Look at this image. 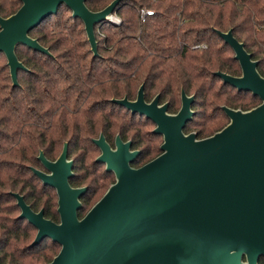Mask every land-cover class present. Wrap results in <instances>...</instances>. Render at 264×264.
I'll use <instances>...</instances> for the list:
<instances>
[{"label": "trees", "instance_id": "obj_1", "mask_svg": "<svg viewBox=\"0 0 264 264\" xmlns=\"http://www.w3.org/2000/svg\"><path fill=\"white\" fill-rule=\"evenodd\" d=\"M111 1L86 0V4L99 11ZM21 5V0H0V15L9 17ZM61 7L68 8L61 5L30 32L51 54L19 44L17 56L29 69L18 71L19 85L14 86L11 75L0 69L2 264H48L60 251L56 249L60 245L47 238L36 244L28 241L30 230L36 229L19 216L14 196L22 194L34 211L44 209L47 218L60 221L56 190L33 171L42 167L41 151L56 160L59 148L67 143L69 157L74 158L70 183L78 187L89 177L81 170L87 168L90 152L98 148L93 139L101 132L112 144L119 134L124 140L132 139L134 147L143 146L146 138L139 130L146 119L112 99L134 100L144 84L148 102L159 94L161 102H169V112L177 113L182 92L194 95V116L202 108L221 113L217 121L204 115L207 121L197 129L198 139L222 129L221 119H228L223 106L246 111L261 103L252 92L239 91L216 74H242L232 47L217 31L232 29L259 61L258 71L264 76V0H121L114 13L121 21L106 19L95 27L98 55L88 47L84 22L66 15ZM142 9L154 13L143 20ZM194 116L186 133L193 128ZM146 152L134 167L155 158L154 147ZM143 157L150 159L139 164ZM92 163L99 170L101 163ZM101 174L102 179L111 176L105 170ZM103 189V184L87 186L80 217L99 200L95 197Z\"/></svg>", "mask_w": 264, "mask_h": 264}, {"label": "water", "instance_id": "obj_2", "mask_svg": "<svg viewBox=\"0 0 264 264\" xmlns=\"http://www.w3.org/2000/svg\"><path fill=\"white\" fill-rule=\"evenodd\" d=\"M21 1L14 14L0 15V52L7 57L14 86L19 85L18 71L29 70L17 56L19 44L51 54L30 35L46 17L66 5L84 22L98 55L95 27L115 13L121 0L99 11L91 10L86 0ZM217 32L232 47L242 74H216L237 90L252 92L261 103L246 111L223 106L230 123L198 139L184 131L195 114L194 95L183 91L175 114L159 94L148 102L144 84L134 100L112 99L156 125L155 132L164 137L162 153L133 167L139 151L131 150V141L118 136L113 149L104 135L95 139L101 149L97 160L115 173L116 182L83 217L78 211L87 187L70 184L74 161L68 144L56 160L41 151L38 158L45 170L33 171L56 189L60 222L46 218L43 209L34 211L22 194L14 196L19 216L37 229L33 244L47 238L60 245L48 264H258L264 257V76L232 29Z\"/></svg>", "mask_w": 264, "mask_h": 264}, {"label": "rangeland", "instance_id": "obj_3", "mask_svg": "<svg viewBox=\"0 0 264 264\" xmlns=\"http://www.w3.org/2000/svg\"><path fill=\"white\" fill-rule=\"evenodd\" d=\"M61 11L63 13H65L66 15L72 14V12H70V10L68 8H66V7H61ZM113 16H114L113 18L121 20L119 15L114 14ZM50 21H52V19L48 20L46 22V24L48 22H50ZM98 45H99V43H98V40H97V51H98V54H99ZM88 47H89V49L91 51L92 50L91 44H89ZM92 52H93V50H92ZM93 55H94V52H93ZM7 62H8V60H7L6 55L5 54H0V69L1 68L5 69V73L10 75V69L7 66ZM181 105H182V103H181V100H180V104H179L178 110L181 108ZM194 110H196V109H194ZM206 110H207L206 108H202L201 110H199L198 116H194L195 123L193 124V128H192L190 133H197V129H199L200 125H202L201 123H205L207 121L206 118L204 117V115L206 113H208V115H210V117H212V119L214 121L218 120V119H215V117L221 116L220 111H217L219 113H215V112H212L211 110H209V111L207 110L208 112H205ZM172 114H175V113H172ZM221 122H223V124H224L223 127H224V126H226V125H228L230 123V118L228 117L227 120H222L221 119ZM209 123H211V122H209ZM155 128H156V125L153 122L143 119L142 120V125H141V128H140L141 130H139V133H142V135H144L145 138H146L142 149H144V151L146 152L150 148L154 147L155 148V152L153 153V157H156V155H159V154L162 153L161 145L164 143V137L163 136H158L157 137L155 135V133H156L155 132ZM217 131H215V132H217ZM155 136H156V138H155ZM63 148H64V146H61L59 148V150H58L59 151V153H58L59 155L62 153ZM100 154H101V151H100L99 148H97L93 152H90L89 159L87 160V168L85 169V167H84L81 170V174L82 175H87V173H89V177L81 184V186H88V185H92V186L94 185L95 186V185H101V184L104 185V189L99 191V193L95 197V200L96 199L97 200L100 199L102 194L104 192H106L108 190V188L113 183L116 182V176L114 175V173H111L110 174L111 176L109 178L102 179L103 176L101 174V171L105 170V165L100 164L99 170H97V167L93 165L92 162H94L96 160V158H98L100 156ZM140 158H141V156H139L138 160ZM72 159H74V158H72ZM149 159H150V157H147V158L143 157V159L141 160V162H139V164H144ZM92 172H95V174L91 175ZM36 235H37V231L34 230V229H31L30 232H29V240L28 241L33 242L35 240V238H36ZM60 248H61L60 246L56 247V249L58 251L60 250Z\"/></svg>", "mask_w": 264, "mask_h": 264}, {"label": "flooded vegetation", "instance_id": "obj_4", "mask_svg": "<svg viewBox=\"0 0 264 264\" xmlns=\"http://www.w3.org/2000/svg\"><path fill=\"white\" fill-rule=\"evenodd\" d=\"M152 101V100H151ZM161 103H163V102H161ZM139 117H142V118H145L146 120H149V119H147L145 116H140V115H138ZM149 121H151V120H149ZM152 122V121H151ZM186 128V127H185ZM184 131H185V129H184ZM186 133V132H185ZM190 133V132H189ZM156 134H158V133H156ZM196 135H197V133H195ZM101 135H104V133L103 132H101L100 134H99V136H98V138L101 136ZM105 136V135H104ZM120 137L121 138V136L118 134L116 137H115V140H114V143L112 144V143H110L108 140H107V138H106V136H105V139L107 140V142L111 145V147L113 148V149H116V139H117V137ZM161 136H163V135H161ZM98 138H94L93 140H95V139H98ZM197 138H198V136H197ZM122 139V138H121ZM124 142H127V141H131V150H137V151H139V154H138V156L136 157V159L132 162V166L134 167V163L138 160V158H139V156H141L142 154H143V152H145L144 151V149H142L143 148V146H140V147H138V148H136V147H134V144H133V140L132 139H129V140H124V139H122ZM95 142V141H94ZM96 144V143H95ZM97 145V144H96ZM64 146V145H63ZM98 146V145H97ZM98 148L100 149V147L98 146ZM100 151H101V149H100ZM68 154H69V152H68ZM69 159H71V160H73L74 161V159H72V158H70L69 157ZM96 161H98L97 160V158H96ZM41 162V161H40ZM99 162V161H98ZM102 165H105V172H108V173H114V172H111V171H108L107 169H106V164L105 163H102V162H100ZM41 165H42V167H38V169H41V170H45V168H44V166H43V164L41 163ZM73 168H74V165H73ZM74 173V172H73ZM114 175H115V173H114ZM116 176V175H115ZM42 181V180H41ZM70 181V180H69ZM44 184V183H43ZM71 184V183H70ZM74 187V186H73ZM78 187H85V186H78ZM87 187V186H86ZM55 189V188H54ZM56 190V189H55ZM87 191V190H86ZM56 193H57V191H56ZM85 194V193H84ZM83 194V195H84ZM58 195V194H57ZM83 195L81 196V198H80V200H81V203L83 204V202H82V197H83ZM26 201V200H25ZM59 206V205H58ZM83 207V206H82ZM82 209V208H81ZM41 210V209H40ZM39 210V211H40ZM44 210V209H43ZM57 210H58V208H57ZM36 212H38V211H36ZM78 214H79V211H78ZM44 215H45V211H44ZM60 215V214H59ZM46 217V216H45ZM80 217V216H79ZM47 218V217H46ZM49 219V218H48ZM50 220H52V219H50ZM54 221V220H53ZM28 222V221H27ZM55 222H57V221H55ZM58 222H60V221H58ZM29 223V222H28ZM36 229V228H35ZM36 231H37V229H36ZM261 259H264V257H261L260 259H259V261H258V264L260 263V261H261ZM244 260L246 261V258L244 257Z\"/></svg>", "mask_w": 264, "mask_h": 264}, {"label": "built area", "instance_id": "obj_5", "mask_svg": "<svg viewBox=\"0 0 264 264\" xmlns=\"http://www.w3.org/2000/svg\"><path fill=\"white\" fill-rule=\"evenodd\" d=\"M153 13H154V11H152V10H149V9H142V10H141V16H142V19L144 20L145 17H146V15H150V14H153ZM113 15H114V14H113ZM113 15H111V16L109 17V20L112 21V22L119 23L121 20H118V19L113 18V17H114ZM202 46H205V45H202Z\"/></svg>", "mask_w": 264, "mask_h": 264}]
</instances>
